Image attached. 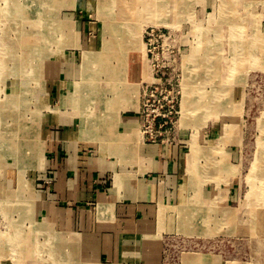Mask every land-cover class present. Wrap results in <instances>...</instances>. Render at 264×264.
Wrapping results in <instances>:
<instances>
[{
	"label": "rangeland",
	"instance_id": "1",
	"mask_svg": "<svg viewBox=\"0 0 264 264\" xmlns=\"http://www.w3.org/2000/svg\"><path fill=\"white\" fill-rule=\"evenodd\" d=\"M132 1L0 0V58L12 48L14 51L5 57L7 67L0 71V140L5 132L4 121L13 124L16 114L24 119V109L34 107L35 97L31 95L37 87L33 86L37 84L34 81L24 93L27 103L21 100L16 107L9 101L13 82L18 85L17 94L22 86V78L12 71V64L20 58L26 69L32 70L38 54L35 45L37 50H47L39 45L41 38L49 42L61 38L63 42L73 43L89 38L88 44L97 49L102 41L107 43L103 35L105 22H116V43L125 44L119 45L121 48L134 45L127 48L125 69L129 71L133 66L138 75L139 143L178 151L180 167L185 168L181 197L187 196L199 204L204 202L203 207L193 204L197 220L193 228L198 232L190 236L199 240L180 242L181 250L200 249L196 255L199 264H264V47L259 46L264 36V0ZM5 12L12 15L8 17ZM86 23L96 26L95 33L83 34ZM249 42L257 44L251 52ZM50 50L46 54L51 55L56 49ZM61 50L80 61L88 48L65 45ZM191 52L192 55L202 52L201 58L218 60L213 63L214 68H208V72L205 69L208 78L200 79L196 90L202 92L206 104L219 99L221 108L212 109L214 106L208 104L209 110H203L206 105L198 104L200 95H193L192 112L181 125L184 58ZM215 71L219 73L212 74ZM44 90L48 99L46 80ZM47 106L44 111L51 104ZM149 121L154 124L151 126ZM38 138L41 146V137ZM192 143L208 151L209 157L207 160L197 157L195 178L188 174ZM39 146L33 155L29 153L32 159L23 171V163L18 168L15 160H0V264H107L89 252V243L82 239L76 223L53 218L52 211L46 208L38 209L41 187L48 194L51 186L49 177L43 179L42 169L36 168ZM19 188L31 200L28 207L31 206L32 220L10 202L5 204L20 192ZM35 224L38 229L33 227ZM166 247H170L168 241ZM182 257L172 258L177 262ZM210 258H213L211 263Z\"/></svg>",
	"mask_w": 264,
	"mask_h": 264
},
{
	"label": "crops",
	"instance_id": "2",
	"mask_svg": "<svg viewBox=\"0 0 264 264\" xmlns=\"http://www.w3.org/2000/svg\"><path fill=\"white\" fill-rule=\"evenodd\" d=\"M95 31L94 24L83 26L85 35ZM89 41H51V48L56 50L40 67L38 85L31 94L34 107H26L24 121H20L26 123L23 129L28 134L27 117L36 111L34 140L24 139L26 148L19 158L8 146L11 139L2 142L10 134H6L4 121L0 160H15L19 168L18 160L22 159L21 168L26 169L32 159L29 153L33 155L39 146L40 136L36 168L42 169L43 179L49 177L51 186L48 194L41 187L38 209L46 208L53 218L76 223L82 239L89 243V252L107 264H199L196 255L200 249L182 251L180 242L199 240L190 236L198 232L193 228L197 222L193 204L203 207L204 202L181 197L185 168L180 167L178 151L139 143V90L134 67L125 69L126 57L120 70L115 69L113 61L112 71L105 62L88 59L103 46L102 41L93 48ZM65 45L88 50L78 61L62 53ZM45 80L48 99L43 94ZM18 89L13 82L9 95L17 94ZM46 103L51 107L44 111L49 108ZM191 148L196 157L208 158L203 148L194 143ZM20 200L16 208L31 202L27 196ZM175 256L183 257L175 262Z\"/></svg>",
	"mask_w": 264,
	"mask_h": 264
},
{
	"label": "bare ground",
	"instance_id": "3",
	"mask_svg": "<svg viewBox=\"0 0 264 264\" xmlns=\"http://www.w3.org/2000/svg\"><path fill=\"white\" fill-rule=\"evenodd\" d=\"M134 1V0H133ZM132 1V2H133ZM176 1V0H175ZM190 1V0H189ZM131 2V1H130ZM115 4V3H114ZM171 4V3H170ZM184 4V3H183ZM131 5V4H130ZM132 6V5H131ZM178 7V4L176 5ZM134 7H136L134 5ZM173 7V6H172ZM132 8V7H131ZM179 8V7H178ZM120 9V8H119ZM159 9V8H158ZM169 9V8H168ZM171 9V8H170ZM189 9V8H188ZM21 10H23V8H21ZM156 10V9H155ZM172 10V9H171ZM147 11V10H146ZM150 11V9H149ZM191 11V10H190ZM141 12V11H140ZM167 12V11H166ZM111 13V12H110ZM123 13V12H122ZM131 13V12H130ZM148 13V12H147ZM128 14V13H127ZM5 15L10 17L12 14L11 12L7 13L5 12ZM149 16V15H148ZM180 16V15H179ZM248 16V15H247ZM122 17V16H121ZM134 17V16H133ZM137 17V16H136ZM178 17V16H177ZM141 18V17H140ZM129 19V18H128ZM137 19V18H136ZM134 19V20H136ZM124 20V19H123ZM247 20V19H246ZM10 21V20H9ZM14 21V20H13ZM144 21V20H143ZM105 22V21H103ZM135 22V21H133ZM139 22V21H137ZM136 22V23H137ZM149 22V21H148ZM178 22V21H177ZM116 23V22H115ZM111 22V21H107L105 22L104 24V28H103V35L106 36L105 38V42L107 43H103V46L101 48V50H99V52L97 54H90V57H88V59H95V60H98L99 63H103L105 62L106 63V66H108L110 69L109 71L113 70L112 68V62L114 61L115 63L113 64V66L115 67V69L117 70H120L121 69V65L123 63V58L126 57V52H127V48L130 47V46H134L133 44H127L125 47L121 48L119 46V44L117 45L116 44V31L114 32V29L116 28V24ZM118 23V21H117ZM132 23V22H131ZM210 23V22H208ZM46 24V23H43V25ZM171 24V23H170ZM15 25V24H14ZM48 25V24H46ZM172 25V24H171ZM170 25V26H171ZM50 26V25H49ZM138 26V25H137ZM230 26V25H229ZM20 27V26H19ZM67 27V26H66ZM115 27V28H114ZM172 27V26H171ZM18 29V28H17ZM16 29V30H17ZM15 30V31H16ZM221 31L222 29L219 27L218 31ZM139 31V30H138ZM118 32V30H117ZM61 33V30H59V34ZM123 33V32H122ZM243 33V32H242ZM65 34V33H64ZM125 34V33H124ZM123 34V35H124ZM223 34V33H222ZM20 35V34H19ZM66 35V34H65ZM68 35V34H67ZM109 35V37H108ZM224 35V34H223ZM246 35V34H245ZM241 35L239 34V37ZM68 37V36H67ZM66 37V38H67ZM103 37V36H102ZM130 37V36H129ZM257 37V36H256ZM260 38V37H259ZM58 39H61V38H58ZM203 39V37H202ZM123 40V39H122ZM14 41V40H12ZM52 41V40H51ZM51 41L49 42V40H42L41 38V42L42 43H39L44 45L42 46V49H44L45 47H47V50L44 49L43 51L41 50H37L36 49V46L38 45H35V48H34V51L35 53L38 52L37 56L35 55V61L36 64L35 66H33V69L31 70L30 68H28L29 70H27L24 65H23V62L22 59L18 58L16 63H13L12 64V71H15L14 73L17 74L18 76H20V78H22V86H21V90L19 92V94L17 95H14L11 96L9 98V101H12V105H15L16 107H18L19 103L21 102V100L23 102H26L27 103V97H24V93L26 91V89L29 87V83H32L33 81L36 82L37 84H33V86H37L38 85V79H39V69L40 67L43 65V62L44 60L47 58V56L49 54H46V53H51L50 49H51ZM124 41V40H123ZM49 42V44L47 43ZM74 42V41H73ZM203 42V41H202ZM235 41H233V44L232 46H234ZM14 43V42H13ZM47 43V44H46ZM62 43V42H61ZM259 46H262L264 47V36H262L260 38V42H259ZM45 44L47 46H45ZM64 44V43H63ZM16 45V44H15ZM125 45V44H124ZM204 45V44H203ZM210 43L207 44V46L209 47ZM27 46V45H26ZM72 46V45H71ZM123 46V45H122ZM141 46V45H140ZM248 46L250 47L249 49V52H251L254 48L257 47V44L255 42H249L248 43ZM28 47V46H27ZM31 47V46H30ZM64 47V46H63ZM24 48V47H23ZM58 49V48H57ZM139 49V48H138ZM141 49V48H140ZM203 49V48H202ZM12 51L10 53H7L3 55V59L0 58V71L3 70V69H6L7 67V63H5V57L7 56H11L14 54V51H13V48L11 49ZM46 50V51H45ZM129 50V49H128ZM60 51V50H58ZM232 51V50H231ZM18 52V51H17ZM43 52V53H42ZM60 53V52H59ZM199 53V52H198ZM202 53V52H201ZM201 53H199L201 55ZM257 53L260 54V51L257 50ZM1 54V53H0ZM199 54H193L192 55V52L191 54H189V56L186 57V59L184 58L185 60V66H186V74H185V81H184V84H183V98H182V105H181V117H180V124H184V122L189 118V115H190V112H192V107H191V100L193 98V95L194 96H197L198 94L200 95L199 97V100H198V104L200 105H206L205 107H202V109H208L209 108L207 107L208 104H212L214 107L212 109H220L221 107V102L220 100L218 99L215 103L214 102H210L208 104H206L205 100L202 98V92H197L199 87H198V82L200 81V79H204V78H208V74H207V77L205 76V69L206 71L208 72V68L209 69H212L215 67V65H213L214 62H218V60H215L214 58L211 59V58H208V59H204V58H201L203 57L202 56H199ZM209 56V55H208ZM34 57V56H33ZM8 59V58H7ZM87 59V61H88ZM183 60V61H184ZM94 61V60H93ZM182 61V63H183ZM47 62V61H46ZM55 62V61H54ZM11 64V63H10ZM219 64V63H218ZM15 65V66H13ZM18 66V67H17ZM85 68L88 67V63L86 62L85 63ZM118 66V67H116ZM32 68V67H31ZM217 68V71H219V66L216 67ZM23 70H26L23 75H21L22 73H20L21 71ZM215 71L214 73L212 74H215L217 75L219 72ZM201 72V73H199ZM213 72V71H212ZM211 74V75H212ZM184 75V73H183ZM215 75H212V76H215ZM204 77V78H203ZM184 78V77H183ZM218 78V76H217ZM41 80V79H40ZM183 80V79H182ZM181 85V84H180ZM197 87V88H196ZM195 88V89H194ZM33 89V88H32ZM198 95V96H199ZM204 101V103H203ZM25 104V103H24ZM195 106V105H194ZM234 106V105H233ZM26 109V108H25ZM30 113V112H29ZM22 115H18L16 114L15 115V118L13 120V124H8V122L6 121L5 122V128H6V134H8V131H10V134L8 136H5L3 139H2V142H6V143H9L7 142V140L11 139L12 141V145H8L9 147H11L13 153L17 154L18 157H22L23 156V151L25 150L26 148V144L24 142V139L28 138V140L30 141V139L34 140V137H35V132H34V123L36 121V111H31L30 113V127H29V124H28V120H27V126L29 127V131H28V134L25 133V130L23 129V126L26 124V123H21L20 121H24L21 117ZM197 116V115H196ZM198 117V116H197ZM205 117V116H204ZM210 117V116H209ZM263 117V116H262ZM192 120V119H191ZM198 122V121H197ZM199 123V122H198ZM264 127V125H263ZM10 141V140H9ZM261 149V148H260ZM209 158V157H208ZM211 159V158H210ZM207 160V159H206ZM20 163V162H19ZM23 163V161L21 160V163L19 164L21 166V164ZM217 164V163H216ZM258 164V163H257ZM189 165H190V168H189V175L190 177H194L196 174L194 173V170L197 171L198 170V167L197 166V157L196 155H193L191 153V156H190V159H189ZM211 165V164H210ZM205 167V166H204ZM208 167V166H206ZM222 168V166H220ZM220 167L218 169H220ZM194 169V170H193ZM21 171H23V169H21ZM20 171V172H21ZM198 172V171H197ZM211 172V171H210ZM262 172V171H261ZM263 179V178H262ZM20 192L18 191V193H16L14 196H13V199H8L7 203L10 202V205L14 208L18 207V205H20L19 203H22V200L21 197H24V194H23V191L21 188H19ZM22 192V193H21ZM191 204V203H189ZM212 205V204H211ZM4 206V205H3ZM6 210H10V208L8 207V205H5L4 207ZM19 209L18 211H20V209L22 210V215H26L28 217V220L30 219V208L28 207V204L23 202V206L17 208ZM185 210V209H184ZM182 211V210H181ZM182 213V212H181ZM185 215V214H183ZM24 218V217H23ZM186 218V217H185ZM183 218V219H185ZM32 220V219H30ZM20 221V220H19ZM13 223V222H11ZM36 227V229H38L37 225H33V227ZM34 227V228H35ZM250 228V227H249ZM32 229V228H31ZM47 229V228H46ZM206 229V228H205ZM12 231V230H11ZM40 232V231H39ZM188 232V230H187ZM252 234V233H251ZM46 235V234H45ZM57 236V235H56ZM2 237V236H1ZM13 237V236H12ZM34 237V236H33ZM28 239V238H27ZM4 240V239H3ZM15 240H19L18 237L16 236L15 237ZM55 240V239H54ZM63 240V239H62ZM261 240V239H260ZM14 240H12V242H16ZM52 241V240H51ZM59 241V240H58ZM54 244V243H53ZM15 245V244H14ZM33 245V244H32ZM35 247H36V244H35ZM49 248V247H47ZM52 249V248H51ZM66 249V248H65ZM74 249V248H73ZM78 249V248H77ZM13 250V249H12ZM38 250V249H37ZM50 250V249H49ZM4 251V250H3ZM52 251V250H51ZM59 251V250H58ZM74 251V250H73ZM1 252V251H0ZM11 252V251H9ZM56 252V251H55ZM54 252V253H55ZM76 252V251H75ZM12 253V252H11ZM32 254V253H31ZM26 255V254H25ZM52 255V254H51ZM73 255V254H72ZM75 255V254H74ZM78 256V255H77ZM38 257V256H37ZM50 257V256H49ZM53 257V256H52ZM16 258H19V257H16ZM193 258V257H191ZM25 259V258H24ZM44 259V258H43ZM73 259V258H72ZM37 260V259H36ZM39 260V259H38ZM52 260V259H51ZM58 260V259H57ZM75 260V259H73ZM188 260V259H187ZM186 260V261H187ZM76 261V260H75ZM196 261V260H195ZM199 261V260H198ZM49 262V261H47ZM61 262V261H60ZM37 263V261H36ZM65 263V262H64ZM72 263V262H71ZM189 263V262H188ZM196 263V262H195ZM45 264V263H44ZM67 264V263H66ZM81 264V263H79Z\"/></svg>",
	"mask_w": 264,
	"mask_h": 264
},
{
	"label": "built area",
	"instance_id": "4",
	"mask_svg": "<svg viewBox=\"0 0 264 264\" xmlns=\"http://www.w3.org/2000/svg\"><path fill=\"white\" fill-rule=\"evenodd\" d=\"M148 123L151 124V126L154 124V122H150V121Z\"/></svg>",
	"mask_w": 264,
	"mask_h": 264
}]
</instances>
